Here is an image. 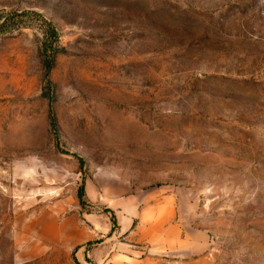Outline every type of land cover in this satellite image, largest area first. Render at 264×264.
Listing matches in <instances>:
<instances>
[{
	"label": "rangeland",
	"instance_id": "obj_1",
	"mask_svg": "<svg viewBox=\"0 0 264 264\" xmlns=\"http://www.w3.org/2000/svg\"><path fill=\"white\" fill-rule=\"evenodd\" d=\"M0 264H264V0H0Z\"/></svg>",
	"mask_w": 264,
	"mask_h": 264
},
{
	"label": "crops",
	"instance_id": "obj_2",
	"mask_svg": "<svg viewBox=\"0 0 264 264\" xmlns=\"http://www.w3.org/2000/svg\"><path fill=\"white\" fill-rule=\"evenodd\" d=\"M132 199H135V196L132 195L131 196ZM160 199H163V202L159 203V202H154L149 204V207H147V209H155L158 213L159 211H161L165 206H169L171 204V198L168 197V196H165V197H161ZM151 202V201H150ZM140 205H139V202L137 201L136 204L133 206V208L131 209V216H132V222L131 224L133 223V219L135 218L136 216V211L140 212ZM109 210V209H108ZM111 213H112V218L114 220V225L115 227H117V220H116V214H115V210L111 209L109 210ZM140 214V213H139ZM171 213H167L165 216H170ZM170 227L171 228H174V230H177L178 229V226L177 224H170ZM175 232V231H173Z\"/></svg>",
	"mask_w": 264,
	"mask_h": 264
},
{
	"label": "trees",
	"instance_id": "obj_3",
	"mask_svg": "<svg viewBox=\"0 0 264 264\" xmlns=\"http://www.w3.org/2000/svg\"><path fill=\"white\" fill-rule=\"evenodd\" d=\"M84 194H85V190H84V187H83V189H82V195L84 196Z\"/></svg>",
	"mask_w": 264,
	"mask_h": 264
}]
</instances>
